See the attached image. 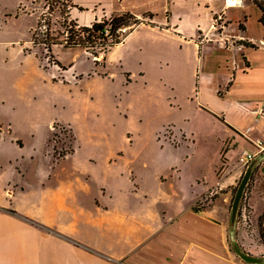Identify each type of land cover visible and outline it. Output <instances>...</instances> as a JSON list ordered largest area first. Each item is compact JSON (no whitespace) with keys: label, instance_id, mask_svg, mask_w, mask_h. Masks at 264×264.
<instances>
[{"label":"crops","instance_id":"crops-1","mask_svg":"<svg viewBox=\"0 0 264 264\" xmlns=\"http://www.w3.org/2000/svg\"><path fill=\"white\" fill-rule=\"evenodd\" d=\"M163 1L165 14H156L148 5L129 6L128 0H72L83 7L74 18L84 25L124 11L139 17L154 14L153 24L141 23L104 53L110 77L60 85L51 76L26 71L14 89L8 84L7 59L0 56L5 71L0 86V264H264L238 248L234 234L232 238L238 228L232 213L215 204L195 208L212 183L188 201L186 191L169 181L172 173L180 183L181 160L172 155L181 146L157 142L154 136L168 124H173L176 138L183 132L193 135L179 129L178 122L167 120L153 134L152 144L141 147L136 130L126 124L102 161H94L95 153L81 157L77 144L57 157L50 144L57 121L68 126L78 121L82 133H95L94 126L100 125L95 120L104 119L107 103L115 117L127 123L132 105L122 104L124 93L136 82L146 90L150 79L158 87L153 100L167 112L181 108L183 97L196 96L197 107L215 105L214 118L233 134L225 138L232 141L225 146L228 155L235 153L237 143L243 144L239 137L256 138L248 128H255L254 120L264 125V92H259L260 100H240L235 92L248 86L242 80L251 69L245 64L250 46L241 41L264 50L263 24L259 39L250 34L246 18L242 20L245 11L239 16L234 12L245 8V1L241 6L233 0ZM218 13L224 24L215 27ZM236 19L238 28L232 26ZM213 44L220 51L215 59ZM119 71L125 77L114 90ZM47 85L70 96L77 108L64 119H47L43 138L45 113L38 109L36 95ZM48 101L59 103L52 96ZM227 105L229 112L223 110ZM149 164L157 169L145 176L142 169ZM168 182L171 190L165 187Z\"/></svg>","mask_w":264,"mask_h":264},{"label":"rangeland","instance_id":"rangeland-1","mask_svg":"<svg viewBox=\"0 0 264 264\" xmlns=\"http://www.w3.org/2000/svg\"><path fill=\"white\" fill-rule=\"evenodd\" d=\"M244 1L245 8H234V12L236 16H239L245 11L246 16L242 20L246 18L248 31L259 39L263 33L259 22L260 9L251 0ZM262 2L264 3V0ZM44 4V0H27L23 3H19L17 0L0 1V56L7 59L10 87L15 89L22 77L26 76V74L24 75L26 71L31 74L35 72L37 77L40 75L39 73H42L41 76L43 74L51 76L53 81L60 85L70 81L78 82L83 78L110 77L103 52L96 56L83 47H65L62 44L54 45L52 51L49 52L43 45L33 44L32 30L37 24L38 16L45 8ZM127 4L139 7L148 5L151 7L149 10L156 14H162V12L165 14L168 10L167 8L163 11L165 7L163 0H128ZM21 5L23 10L20 11L19 6ZM81 12L83 9L72 7L71 17L74 18L75 14ZM57 15L59 17V13ZM103 17L101 16L100 19ZM141 18L145 23L151 21L149 17L141 16ZM238 25L239 21L236 19L232 26L238 28ZM249 50L251 51L250 55H245V57L249 61L251 69L245 80H242L248 86H242L236 90L235 95L240 100H260L257 99L258 94L264 92V50L258 46H250ZM211 54L214 59L220 54L215 44L212 45ZM4 74L5 71L0 68V86L5 83ZM116 75L117 85L111 86L114 90L118 88L122 78L125 77L124 73L120 71ZM150 81H152L151 85L146 87V90L140 82H136L130 93H124L122 104L132 105L130 111L132 113L127 123H124L123 119L119 118L120 116L115 117L114 108L109 107L110 103H107L108 109L104 112V119L95 120L100 125L94 126L97 127V130H93L95 133L92 135L86 133L87 130L82 133L78 121L70 124L72 128L62 122H54L50 137V144L56 148L54 153L60 157L77 144L80 145L81 157L84 158L90 153H95L97 158L94 161L96 159L102 161L109 144L118 143V138L126 124L136 130V142L141 147L152 144L153 134L160 131L167 120L178 122L179 129L182 131L188 129L193 135H186L183 132L176 138L174 137L173 124H168L161 133L158 132L154 136L157 142L170 141L176 147L181 146L172 155V158L177 157L181 160L180 183L173 180L172 173H168L169 181H172L178 189L186 191L188 201L192 200L203 186L212 183L211 190L204 197L198 199L195 207L202 208L215 204L217 208L232 213L238 223L235 233L232 232V238L234 234L237 239L238 248L245 255L256 257L254 261H263L264 222L260 221V216L264 210V150L258 151L255 142L261 140L264 145V125L256 123L257 121L254 120L255 128L249 127L248 132L250 130V135L256 138L253 139L248 135L239 137L243 144L238 145L237 143V146L232 147L235 153L228 155L225 146H230L232 141L225 138L233 134L227 132L225 126L214 118L215 109L217 110L215 105L210 103L214 109L209 108L211 109L209 110L197 107L196 96H192L190 99L183 97L181 108L167 112L157 100H153L157 99L153 96L158 94L154 92L158 87L153 79ZM42 89V93L36 95V103L38 109L42 108L45 113L42 135H40L45 138L47 119H64L66 114H71L77 107L74 102L72 103L70 96L64 95V92H59L49 85ZM49 96L57 98L59 103L57 105L50 103ZM118 98L119 95L116 99ZM62 99L63 101H61ZM60 102L64 104H60ZM258 102L260 103V101ZM123 106L125 107V105ZM228 107L227 105L223 110L229 112ZM185 116L187 119L184 121ZM109 126L114 128L111 129ZM127 137L130 139L131 134H128ZM244 149L257 152L253 160L246 165L239 161L240 153ZM155 169H157L155 165L149 164L142 169V174L151 176ZM149 183L151 186L153 185L151 181ZM166 184L165 187L171 190L172 184L169 182Z\"/></svg>","mask_w":264,"mask_h":264},{"label":"trees","instance_id":"trees-1","mask_svg":"<svg viewBox=\"0 0 264 264\" xmlns=\"http://www.w3.org/2000/svg\"><path fill=\"white\" fill-rule=\"evenodd\" d=\"M251 1L259 7L261 11L259 22L264 26V3L262 0ZM44 2L45 8L38 16L37 24L32 30L31 40L34 45H43L49 52L52 51L54 45L62 44L65 47H83L97 56L101 52L106 53L112 46L122 42L136 26L145 23L138 15L124 11L84 25L71 17L72 7L83 9V7L74 4L72 0H44ZM22 8V5L19 6L20 11L23 10ZM57 13H59V17ZM144 17L152 19L154 14L149 12L144 14ZM147 23L153 24L154 22L148 21ZM123 27H127V30L122 31ZM241 42L257 47L249 41ZM245 64L250 66L246 59ZM220 118L225 121L224 117ZM260 221L264 222V210Z\"/></svg>","mask_w":264,"mask_h":264},{"label":"built area","instance_id":"built-area-1","mask_svg":"<svg viewBox=\"0 0 264 264\" xmlns=\"http://www.w3.org/2000/svg\"><path fill=\"white\" fill-rule=\"evenodd\" d=\"M233 4L236 6H241L244 4V0H233ZM214 26H222L224 24V20H223V14L222 13H218L214 16ZM127 27H123L122 31H126ZM262 111H264V105H263V109ZM255 145L257 147L258 151H262L264 150V145L262 143L261 140H258L255 142ZM255 151H251L249 149H244L241 151L240 153V157H239V161L243 164L246 165L247 163H249L251 160H253V158L256 156Z\"/></svg>","mask_w":264,"mask_h":264}]
</instances>
